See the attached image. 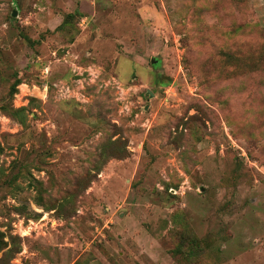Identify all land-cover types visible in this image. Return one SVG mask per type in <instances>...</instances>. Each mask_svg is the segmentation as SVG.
<instances>
[{
    "label": "rangeland",
    "instance_id": "obj_1",
    "mask_svg": "<svg viewBox=\"0 0 264 264\" xmlns=\"http://www.w3.org/2000/svg\"><path fill=\"white\" fill-rule=\"evenodd\" d=\"M0 264H264V0H0Z\"/></svg>",
    "mask_w": 264,
    "mask_h": 264
},
{
    "label": "trees",
    "instance_id": "obj_2",
    "mask_svg": "<svg viewBox=\"0 0 264 264\" xmlns=\"http://www.w3.org/2000/svg\"><path fill=\"white\" fill-rule=\"evenodd\" d=\"M113 144H118V143H113ZM116 148H117V156H124L125 155V153L127 152V150H126V148L125 147H123V146H119V145H116Z\"/></svg>",
    "mask_w": 264,
    "mask_h": 264
},
{
    "label": "water",
    "instance_id": "obj_3",
    "mask_svg": "<svg viewBox=\"0 0 264 264\" xmlns=\"http://www.w3.org/2000/svg\"><path fill=\"white\" fill-rule=\"evenodd\" d=\"M154 61H155L154 59L151 60V62H154Z\"/></svg>",
    "mask_w": 264,
    "mask_h": 264
}]
</instances>
